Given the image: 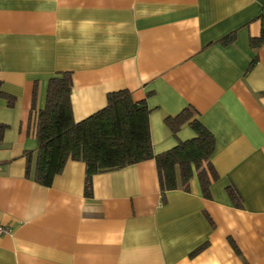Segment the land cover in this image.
I'll return each mask as SVG.
<instances>
[{"label":"crops","instance_id":"crops-1","mask_svg":"<svg viewBox=\"0 0 264 264\" xmlns=\"http://www.w3.org/2000/svg\"><path fill=\"white\" fill-rule=\"evenodd\" d=\"M262 11L264 0H0V81L15 98H0V264H264V44L249 42ZM66 71L75 122L113 91L144 100L154 153L195 135L165 124L193 109L215 141L211 198L194 174L162 196L153 159L94 174L90 196L80 160L49 186L27 177L36 111Z\"/></svg>","mask_w":264,"mask_h":264},{"label":"trees","instance_id":"trees-1","mask_svg":"<svg viewBox=\"0 0 264 264\" xmlns=\"http://www.w3.org/2000/svg\"><path fill=\"white\" fill-rule=\"evenodd\" d=\"M259 21V35L249 39L252 48L264 44V11ZM232 38L230 34L220 42L225 44ZM71 86L68 71L48 80L44 106L36 111L34 120L36 148L25 154L27 177L49 186L67 159L80 160L85 165L84 192L90 196L94 174L153 159L162 196L177 188L188 190L194 174L202 196L211 198L210 185L218 178L211 163L215 141L212 133L193 117V109L184 108L177 115L165 118V124L175 134L187 123L195 135L166 151L154 153L149 135V109L144 100L134 101L127 89L113 91L106 95L104 107L75 122L70 103ZM0 98L6 100L7 106H13L15 98L3 91L1 81ZM6 128L7 125L0 123V146ZM226 191L233 206L241 207L242 198L236 187L229 185ZM232 247L236 249L234 244Z\"/></svg>","mask_w":264,"mask_h":264},{"label":"built area","instance_id":"built-area-1","mask_svg":"<svg viewBox=\"0 0 264 264\" xmlns=\"http://www.w3.org/2000/svg\"><path fill=\"white\" fill-rule=\"evenodd\" d=\"M10 232L9 227L4 226L0 223V235Z\"/></svg>","mask_w":264,"mask_h":264}]
</instances>
